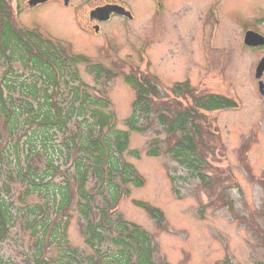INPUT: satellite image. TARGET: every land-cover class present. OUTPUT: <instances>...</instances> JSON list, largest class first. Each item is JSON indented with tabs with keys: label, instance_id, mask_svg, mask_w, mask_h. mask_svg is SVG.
Listing matches in <instances>:
<instances>
[{
	"label": "rangeland",
	"instance_id": "rangeland-1",
	"mask_svg": "<svg viewBox=\"0 0 264 264\" xmlns=\"http://www.w3.org/2000/svg\"><path fill=\"white\" fill-rule=\"evenodd\" d=\"M28 1H8L16 6V25L38 30L87 58L89 63H82L79 73L91 89L106 92L117 128L127 129L124 122L136 97L125 80L128 72L154 81L163 93L149 119H138L137 126L147 129L130 131L128 150L138 155L127 152L125 158L143 184L130 185L116 208L150 235L157 264H264V99L258 98L248 71L257 55L240 46L239 29L219 27L213 45L200 40V30L193 31L196 38L189 44L185 28L165 26L151 0L146 3L149 8L142 0H130L133 21L114 17L95 32L83 0H70L67 6L56 0L28 6ZM178 4L176 0L174 5ZM98 63L110 71L105 82H97L88 69ZM177 83L184 89L173 102L169 90ZM210 92L230 97L235 107L204 112L197 120L205 135L198 146L206 160L205 184L166 151L180 132L168 133L157 113L171 118L185 102L192 104L189 93ZM153 148L158 152L147 154ZM137 202L158 208L162 217L152 218ZM81 222L72 210L67 239L77 252L90 254L80 234ZM29 243L28 233L17 225L0 245V257L29 264L25 259Z\"/></svg>",
	"mask_w": 264,
	"mask_h": 264
},
{
	"label": "trees",
	"instance_id": "trees-1",
	"mask_svg": "<svg viewBox=\"0 0 264 264\" xmlns=\"http://www.w3.org/2000/svg\"><path fill=\"white\" fill-rule=\"evenodd\" d=\"M8 1L0 0V245L20 225L30 239L29 264H157L150 235L116 208L130 185L143 184L125 158L127 152L138 155L128 150L130 131L147 129L137 126L138 119H149L163 93L141 73L128 72L125 80L136 97L127 129L117 128L106 92L91 89L79 73L87 58L38 30L18 27ZM88 69L97 82L110 78L99 63ZM183 89L181 83L170 88L173 102ZM189 94L192 104L185 102L171 118L159 112L157 118L168 133L180 132L166 151L207 184L198 148L205 135L197 120L235 103ZM137 204L152 218L162 217L158 208ZM72 210L82 220L90 254L69 244ZM0 264L13 263L0 257Z\"/></svg>",
	"mask_w": 264,
	"mask_h": 264
},
{
	"label": "flooded vegetation",
	"instance_id": "flooded-vegetation-1",
	"mask_svg": "<svg viewBox=\"0 0 264 264\" xmlns=\"http://www.w3.org/2000/svg\"><path fill=\"white\" fill-rule=\"evenodd\" d=\"M56 1L62 2L61 0ZM142 1L145 4V8H149L146 5L149 1ZM175 1L151 0L154 11L159 13L165 26H170L177 31H184L185 28V34L190 36L189 44H192L196 38L192 34L193 31L200 30V40L213 45L215 40L213 34L219 27L222 26L223 29H226L230 25L235 29H239L240 37L238 41L240 46L247 51H254L255 55H257L256 61L252 65H249L248 71L254 80L258 98L264 99V69L260 71V76L256 77L257 67L264 59V43L252 45L248 44V40L246 39V35H249V33L257 34L256 36H262L264 39V4L262 0H178L179 4L174 5ZM83 2L87 5L88 23L93 29L95 27L100 28V25L110 21L114 17H121L130 21L134 20V5L131 4L132 1L130 0H83ZM245 2L249 4L245 6ZM107 5H118L124 8L131 13L132 18L112 12L107 20L90 19V12L92 10ZM179 39L185 40L183 34H179ZM258 40L261 39L258 38ZM185 84L188 85V83ZM206 95L221 96L231 100L230 97L216 92L206 93ZM232 102L235 103L234 101ZM234 107L235 105L230 108Z\"/></svg>",
	"mask_w": 264,
	"mask_h": 264
},
{
	"label": "water",
	"instance_id": "water-1",
	"mask_svg": "<svg viewBox=\"0 0 264 264\" xmlns=\"http://www.w3.org/2000/svg\"><path fill=\"white\" fill-rule=\"evenodd\" d=\"M49 0H29L28 1V5L29 6H34L40 3H45ZM64 2L65 5L69 4V0H62ZM111 12H117L118 14L121 15H126L128 17L131 18V14L126 11L124 8L118 6V5H107L104 7H100L97 9H94L90 12V19H98V20H107L109 18V15ZM98 30V27H95V31ZM257 34H251L249 33V35H246V39L248 40V44H252V45H257V44H263L264 43V39L262 38V36H256ZM258 38H260L261 40H258ZM264 69V59L259 63L258 67H257V75L256 77L260 76V71H262Z\"/></svg>",
	"mask_w": 264,
	"mask_h": 264
}]
</instances>
